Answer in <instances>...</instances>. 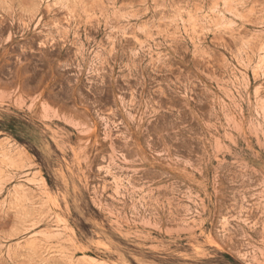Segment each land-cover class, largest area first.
<instances>
[{
  "label": "rangeland",
  "instance_id": "obj_1",
  "mask_svg": "<svg viewBox=\"0 0 264 264\" xmlns=\"http://www.w3.org/2000/svg\"><path fill=\"white\" fill-rule=\"evenodd\" d=\"M0 264H264V0H0Z\"/></svg>",
  "mask_w": 264,
  "mask_h": 264
}]
</instances>
